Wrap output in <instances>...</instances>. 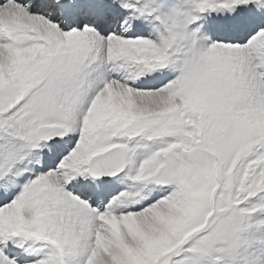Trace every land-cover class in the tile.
Returning <instances> with one entry per match:
<instances>
[{
	"label": "snow or ice",
	"instance_id": "obj_1",
	"mask_svg": "<svg viewBox=\"0 0 264 264\" xmlns=\"http://www.w3.org/2000/svg\"><path fill=\"white\" fill-rule=\"evenodd\" d=\"M0 264H264V0H0Z\"/></svg>",
	"mask_w": 264,
	"mask_h": 264
}]
</instances>
